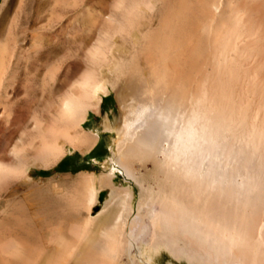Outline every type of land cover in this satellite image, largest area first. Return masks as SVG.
Instances as JSON below:
<instances>
[{
    "label": "bare ground",
    "instance_id": "1",
    "mask_svg": "<svg viewBox=\"0 0 264 264\" xmlns=\"http://www.w3.org/2000/svg\"><path fill=\"white\" fill-rule=\"evenodd\" d=\"M63 2L65 6L69 5V0ZM24 3L20 0L18 9L12 10L9 5L0 19V37L11 45L7 68L14 77L11 83L4 84L0 75L3 94L0 93L5 103L19 98L16 95L20 88L15 76L21 57L17 52L22 51L29 28L21 9ZM205 4L209 10L215 11V15L210 12L201 22L197 41L187 48V63L184 62L186 65L180 69L167 71L157 66L162 54L167 53L163 51V45L170 47L175 41L165 33L168 29L165 19L154 24L147 22L138 28L147 37V41L145 37L142 40L145 39L149 49H159L162 54L157 59L148 58V73L131 82L132 96L135 98L139 92L145 96L137 98V102L127 109L116 141L112 169L132 177L133 159L144 160L153 154L162 156L161 166L172 185L162 196L163 208L158 213L152 207L149 209L158 233L151 239L138 237L142 230H146L135 228L142 222V213L139 215L137 212L128 220L132 191L115 185L111 172L101 175L103 180L100 181L109 188L101 210L87 215L83 214L82 207L90 208L97 200L98 192L90 174L83 176V190L74 201L59 202L56 207L52 203H44L43 186L27 174L29 165L52 164L66 152V146L59 143L60 137L70 144L73 140L89 145L96 142L98 133L86 141L79 136L78 125H81L88 108H97L99 92H105L107 87L105 80L96 77V70H88L81 80V90L66 93L54 112L46 109V114H35L31 121H20L16 115L10 117L8 106L3 104L0 110V232L3 235L0 242L5 253L0 264H153L152 252L158 251L160 246L168 248L176 257L186 256L193 264H249L251 252L248 254L244 246L249 226L244 215L246 209L257 208L263 201L264 147L261 130H257L254 123L252 128L243 123L242 103L237 109L232 105L233 98L229 96L231 66L228 68L224 55V59L221 58L234 46L231 36L235 38L237 33H245L240 31L244 27L243 9L233 6L231 0H205ZM166 6L168 4L164 1L159 12ZM126 37L119 35L120 42L127 41ZM182 42L178 43L185 46ZM102 51L98 46L93 51L96 55L92 56L105 61L106 56H98ZM205 61L212 63L208 72L202 68ZM250 116L252 118V114ZM210 192L214 193L220 207H208ZM121 194L124 200L117 202V196L121 197ZM182 195L187 196L186 202ZM42 208L46 215L56 218L60 238H68L67 242L56 238L55 243L60 240L64 244L58 243L50 251V245L47 251L40 246L44 226L41 222ZM127 224L130 225L129 230ZM263 224L257 227L255 240L259 242L263 239ZM180 237L185 239L187 247L181 244ZM148 243L150 254L145 246ZM236 245L241 248L233 249ZM122 254L127 261L122 260ZM259 256L253 257L254 264Z\"/></svg>",
    "mask_w": 264,
    "mask_h": 264
},
{
    "label": "rangeland",
    "instance_id": "2",
    "mask_svg": "<svg viewBox=\"0 0 264 264\" xmlns=\"http://www.w3.org/2000/svg\"><path fill=\"white\" fill-rule=\"evenodd\" d=\"M19 1L0 0V5L3 3L0 7V19L9 5L12 6L11 10L18 9ZM164 1L169 7L166 6L164 11H160L161 14L159 8ZM168 1H171V4ZM184 1L185 3H182ZM24 2L25 6L23 5L21 9L29 28L22 45V51L17 52L21 58L16 67L17 76H15L20 88L16 96L21 100L16 98L12 102L14 106L11 101L5 103V99L0 93L2 99H0V110L3 108V104L8 106L10 117L16 115L15 117L18 120L21 119L20 121L23 119H30L31 121L32 116L46 114L49 109H53L54 112L58 109L59 102L66 93H76L81 90V80L88 70H96V77L105 80L107 87L105 92H99L100 100L97 108H88L81 125H78L81 133L79 136L85 138L86 141L95 132L98 133L96 142L89 145L86 144L87 142L84 144L78 140L77 142L73 140V144H70L60 137L59 143L66 146V152L60 155L54 163L48 164L49 166L39 163L29 165L26 169L27 174L43 186L42 199L44 203H52L54 207L58 206L59 202L74 201L83 190L81 182L83 176L90 174L91 182L98 192L97 200L90 208L85 205L82 207L83 214L87 215L89 213L96 214L101 210L107 193L102 198H100V193L102 189L108 191L109 188L100 179L103 180L104 173L111 172V178L115 185L127 187L132 191L128 220L137 212L139 215L142 213L140 215L142 222L135 228L146 230H142V234L140 233L141 235L139 234L138 237L153 238L158 231L153 226V217H151L149 209L152 207L156 209L155 213H158L163 208V197L172 185L170 184L172 180L165 177L166 172L161 166L160 158L162 156L159 155L158 157V155L153 154L144 160L133 159L131 161L134 171L132 177L121 170L112 169L115 163L116 141L120 136L127 109L130 104L137 102V98L145 96L144 93L139 95L142 93L139 92L134 98L130 93L131 82L140 79L142 74L148 73V58L157 59L162 54L159 49H149L146 44L147 37L142 35L138 28L144 23L151 22L154 24L161 22L162 18L165 19V25H168L165 27L168 29L164 28V30L166 29L165 33L172 41L175 40L171 45L174 48L163 45L164 50H162L167 53L162 54L163 56L159 58L157 66L162 70L172 71L183 67L184 62L187 63V48L190 44L196 43L200 25L206 20L208 13L213 12L212 15H215V11L209 10L205 0H69L67 6L64 5L63 0H24ZM231 2L233 6L243 9L241 13L244 27H242H247V29L241 28L240 31L245 33H237V36L235 33V38L231 36V40L235 42L234 44L231 42V44L234 46L221 55L222 60L224 59L223 55L226 57L224 60L225 63L227 61L228 68L231 66L230 69L234 70H230L231 81L229 85L231 88L229 96H231L230 99L233 98L231 101L233 104H231L236 109L242 103L241 107L244 109V113L241 111V114L245 126L249 127L254 123L258 128L257 130H261V143L264 147V0H231ZM123 14L124 17H122ZM121 34L125 37L128 34L126 37L128 42L126 40L120 42L119 35ZM142 37H145L146 41L145 39L142 40ZM132 41L133 43H131ZM179 41H184L182 42L185 44V46L182 45L184 49H181L182 46L178 43ZM236 43L238 44L237 47ZM133 44L135 46L132 47ZM98 46L102 47L103 50L98 53V56H106L104 57L105 61H99L96 56H92L96 55L93 51ZM10 54L11 45L4 37H0V75L3 76L4 84L11 83V80L14 79L12 72L7 68ZM229 57L231 59H227ZM132 60H135L134 63ZM210 63L208 61L202 63L204 71L206 69L208 72L212 69V63ZM135 66L136 68H134ZM28 75L32 77L28 78ZM0 92L3 94L1 87ZM238 109L242 110L241 108ZM17 111L18 113H16ZM251 114L252 118H250ZM19 116L22 117L19 118ZM252 126L254 127L251 125L249 128ZM91 174H93V178ZM25 186L26 184H24ZM210 195L208 194L207 198V204H210L208 207L217 206L214 193L210 192ZM120 196H117V202L124 200L123 194ZM182 197H186L185 200L183 199L186 202L187 196L182 195ZM262 200L259 207L245 210L244 219L245 221L247 219L249 233L244 240V246H246L245 249L248 250V254L251 252V256L248 257L250 259L249 264H254L253 257L259 254L261 256L258 257L256 264H264V227L263 234H261L262 241L255 240L258 234L257 227L260 223H264V196H262ZM45 213V209L42 208L41 222L44 226L41 230L43 235L40 238V246L43 250L46 248L47 251L48 245H50L48 249L50 251L56 244L68 241V238L66 236L60 238V234H57L58 222L56 218ZM126 228L129 230L130 225L127 224ZM1 237L3 238L2 232H0V239H2ZM56 238L65 240L63 242L58 240L55 243ZM181 239V244L187 247L186 241H183L185 239ZM148 245L149 243L145 244L148 247V254H150ZM234 247L235 250L241 248L239 245V248L237 245ZM152 254L154 256L153 264H193L186 256L176 257L168 248L163 246H160L158 251L153 250ZM4 255L0 242V259ZM122 257V260L127 261L125 254L124 256L122 254Z\"/></svg>",
    "mask_w": 264,
    "mask_h": 264
},
{
    "label": "water",
    "instance_id": "3",
    "mask_svg": "<svg viewBox=\"0 0 264 264\" xmlns=\"http://www.w3.org/2000/svg\"><path fill=\"white\" fill-rule=\"evenodd\" d=\"M108 191L106 189H102L101 193H100V198L103 197L104 194H106Z\"/></svg>",
    "mask_w": 264,
    "mask_h": 264
}]
</instances>
